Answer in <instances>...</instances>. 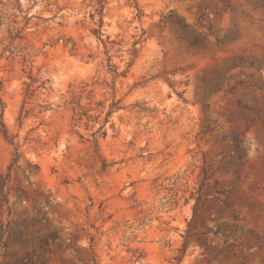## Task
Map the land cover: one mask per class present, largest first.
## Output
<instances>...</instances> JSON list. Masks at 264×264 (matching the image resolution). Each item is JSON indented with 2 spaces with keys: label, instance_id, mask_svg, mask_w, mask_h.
<instances>
[{
  "label": "rangeland",
  "instance_id": "374dc122",
  "mask_svg": "<svg viewBox=\"0 0 264 264\" xmlns=\"http://www.w3.org/2000/svg\"><path fill=\"white\" fill-rule=\"evenodd\" d=\"M104 2L0 0V262L264 264V8Z\"/></svg>",
  "mask_w": 264,
  "mask_h": 264
},
{
  "label": "trees",
  "instance_id": "16d2710c",
  "mask_svg": "<svg viewBox=\"0 0 264 264\" xmlns=\"http://www.w3.org/2000/svg\"><path fill=\"white\" fill-rule=\"evenodd\" d=\"M252 2H253V4L255 5L256 8H260V9L264 8V5H263L261 0H252ZM104 4H105L104 0H96L95 11L99 15L102 13V11L104 9ZM138 15L139 16L142 15V12L140 10L138 11ZM102 24H103L102 20H101V18H99V21H98L99 28L102 27ZM92 33L94 35H96V36H101L100 31L98 29H93ZM107 60L109 62V64H108L109 70L112 71L113 73H115L116 75H122V74L127 72V69H125L124 71H122L120 73H117L116 67H114L113 65H110V60L109 59H107ZM118 104H119V102H114L111 105H112V107L115 108L116 105H118ZM237 106H238V108H240L242 110L241 114L245 118L246 122H249L248 128H251V127L255 126L256 122H258V121H260L261 124H263L264 121H263L262 110L256 109V108H246L243 105H237ZM3 109H4V105H3V102L0 99V130H1L4 138L6 140H8V131H7V129H6L5 125H4V123H3V120H2ZM247 113H250V115H252L251 119H248ZM108 116H109V113L107 114V117ZM9 142L11 144H13L12 140L9 141ZM95 154L97 155L98 158H100L98 156V149H95ZM15 161L16 160H14L13 163L8 166V170L11 169V167L13 166ZM107 167H108V164L106 163V161H101L100 172L104 173ZM8 176H9V174H7L5 176V178L3 179L2 189H4V186H5L6 182H7ZM207 180H209V177H208L207 173H205V176H204L202 181L205 182ZM0 201L4 204V206L6 208L7 215L9 216L10 215V208H9V204H8V192H3V194L1 195V198H0ZM49 203H50V200L46 199V204H49ZM197 207L198 206L196 204L194 206V208H193V216H192V218H191V220H190V222L188 224V230L186 231V235L187 236L184 238L183 248L179 251V253H181V254L184 253V251H185V249L187 247V237H188L191 229H193L195 227L197 220L200 218L199 214H198V211H197ZM7 225L8 224L4 225L0 221V248H1L2 245H4L3 237H4V233L6 231ZM22 238H23L22 235L19 234L18 237H17V240L21 241ZM56 238H57V232L56 231H51V232H49L47 234H40L37 237H35L33 239H30L28 241H25V240H22V241H24L23 243H25V242H34V243H36L38 245L40 251L50 253V242L54 241ZM88 261L90 263L97 264L96 256L94 255L93 251L90 252ZM0 264H2V263L0 262Z\"/></svg>",
  "mask_w": 264,
  "mask_h": 264
}]
</instances>
